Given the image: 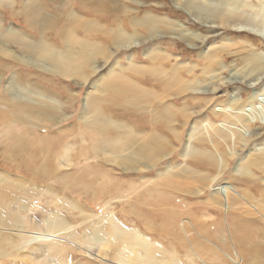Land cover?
Segmentation results:
<instances>
[{
	"label": "rangeland",
	"instance_id": "obj_1",
	"mask_svg": "<svg viewBox=\"0 0 264 264\" xmlns=\"http://www.w3.org/2000/svg\"><path fill=\"white\" fill-rule=\"evenodd\" d=\"M127 1L133 2L132 5L135 2L141 5L143 2L144 6H149L142 7L136 16H132L137 17V20H140L144 12L149 9L154 19L164 21L157 24L154 22L150 28L127 30L128 34L136 35L131 40L136 41L131 48L116 49L113 43L100 46L105 51L111 52V56L106 60L103 54L97 55L94 67L103 66V68L99 72L90 73V77L83 85H77L72 80L56 75L45 74L44 76V73L22 65L15 66V71L23 75L24 73L34 75L32 72H36L40 73L41 78L45 77L43 80L45 84L55 89L54 91L51 88L45 90L52 92L51 95L48 94L49 96L59 98L63 103L60 109L63 116L60 117V122L56 120L52 125L47 124L46 128L41 125L36 126L34 122L22 124L16 121L0 120V176L4 177L0 179V185L7 183L9 186L5 190L6 198L1 200L2 204L11 209H18L21 205L22 209L28 210L27 217L36 222L32 224H39L43 219H61L69 227L64 232L50 234L55 235L54 237L46 234L49 241L53 240V244L58 242L63 247L60 255H55V251L50 255V247L46 252L56 263L61 262L60 264H123L125 256L116 255L115 252L110 251L119 242H115L114 238L108 234L107 225H115L123 234L125 243L135 238L144 244L153 245L156 248L154 256H160L158 260L169 264H264V134L258 138L246 137L248 140L244 143L237 137L236 141H233L231 137L218 133L213 127L220 125L222 118H216L212 110V108L215 111L219 109L215 104L216 101L211 102L213 103L211 107L208 105L198 119L194 118L196 115L192 116L188 125L181 127L175 120L171 122L170 154L156 155L158 166L152 170L134 173V177L130 178L133 181L130 182L92 168L95 164L94 160H88L90 156H87L86 160L81 158L84 159L82 163L71 161V166L67 162L53 164L51 166L53 180L48 181H41L37 177L41 174L33 176L36 173H31L32 171L28 169L30 165L18 166L21 160L18 155L21 152H24L26 157L28 153L32 154L34 158L38 154L40 142H55L57 137L60 138L56 152L58 156L67 152L78 154L84 149L89 151L90 137L81 133L82 127L79 124L84 123L79 118V110L82 112L86 107L85 98H83L86 91H94L91 83L99 75L106 76V70L109 65L114 64L113 62L117 61L116 67L126 66L128 57L133 56L137 59L133 58L131 62L137 66H149L150 63L145 58L146 52L151 55L158 52L166 58L159 68L163 74L173 66L183 71V80L201 85H208L212 74V77L216 78L213 72L216 71L217 64L221 62L227 70L217 76L225 80V83L222 80L218 89L219 94L217 93L216 96L221 97L217 100H222L227 94L230 99H238L237 102H241L245 99L247 101V97H250L252 92L256 94V101L251 106L247 105L250 108L246 106L247 119L253 126L246 129L237 121L234 126L232 123L223 124L220 126L221 129L235 127L239 131L246 132L248 136L247 132L252 133L258 127H264V77L245 84L244 80L237 78V76L240 77L238 71H233V68L242 62L238 57V51L241 54L249 53L245 43L251 46L250 48L254 51L252 54L264 55V0H260L262 2L259 0H197L198 10L192 9L193 6L189 4L187 6V0ZM158 3L162 5H157ZM221 7L232 9L240 16L239 21L234 20L225 25L217 22L207 8ZM4 15L0 4V20L4 21V25L9 27L13 25L12 23L21 24L19 19H9L8 13L5 17ZM124 19V16L120 17V20ZM1 59L3 58L0 56V90L3 91L13 70L2 68ZM202 69L210 73H202ZM168 74L171 78L174 77L171 69ZM146 76L149 75L144 74L141 78L139 77L141 80L139 79L138 85L150 88L141 82L147 78ZM57 89H60V92L65 91L70 98L60 95L56 97L55 92H59ZM207 89L205 87L188 90L182 97L175 99V105L179 108L182 103L185 105L186 101H189L187 104L190 105L192 102L189 99L190 96L203 99L215 97V94ZM244 90L247 92L246 95ZM47 100L51 101V99ZM167 100L166 103L173 101V99ZM113 107L120 113V118L114 117L116 120L126 121L130 125L131 121H135L134 114L129 113L123 106ZM1 110L4 109L0 105ZM65 116L68 118L65 119ZM201 119H203L202 122ZM194 122L198 123L194 124ZM70 126L74 127V130H71ZM177 127H180V131L183 129L182 137H174ZM59 130L63 132L60 133ZM53 142L49 143L53 144ZM174 142H179V145H175ZM185 147H194L192 152L205 155L208 160L213 161L212 166L197 161L200 158L184 157L182 151ZM26 162L30 163L28 158ZM239 162L246 165L248 173L244 172L243 164L238 166L240 167L238 172L234 171ZM178 167L191 170L193 174L199 176L200 180H206L210 176L217 178L218 174L219 178L210 188H206L202 182L198 183L199 185L193 184L197 186L194 191L204 189L197 195L174 191L175 189L169 188L170 185L165 183L166 175L163 174L169 170H176ZM110 169L109 165L107 170ZM78 171H81L79 176L70 183L72 187H67L63 182L68 179V176L75 175ZM87 171L92 172V175L86 179L84 174ZM148 171H150L149 175L146 174ZM117 173L123 174L124 171L115 169L112 172V174ZM137 174L139 175L136 177ZM126 179L129 180V178ZM178 180L182 178L179 177ZM112 182L117 183L115 189L107 191L105 197H95L97 189L107 186L109 188ZM224 187L232 190L233 195L227 199V211L224 207L218 206L217 202L212 204L214 199L226 202L220 192V189L226 190ZM63 191L65 194L61 193ZM214 193L219 195L216 196ZM235 194H237L236 197ZM242 194H248L249 199L242 201ZM2 216L5 217V214ZM5 226L16 225L8 219ZM95 231H104L98 238L101 245L91 243L82 246L75 239H73L76 242L75 245L67 242L68 235L71 237L72 234L75 238L84 233H90L89 235L92 236L91 233L94 234ZM0 237L18 241L16 236L2 231L1 228ZM194 242H197V246ZM125 243L120 246L122 254L129 253L128 245ZM106 245L111 246L105 247ZM5 249H12V253L9 256H0V264H33V261L25 259L26 255H24L26 252L31 255L35 252V249L28 244L24 247L21 245V247ZM99 249H103L107 260L112 262H106L104 257L105 262H100ZM133 252L136 255L144 254L142 248L138 246L133 249Z\"/></svg>",
	"mask_w": 264,
	"mask_h": 264
},
{
	"label": "bare ground",
	"instance_id": "obj_2",
	"mask_svg": "<svg viewBox=\"0 0 264 264\" xmlns=\"http://www.w3.org/2000/svg\"><path fill=\"white\" fill-rule=\"evenodd\" d=\"M132 3L127 0H1L0 4L5 14L4 17L8 13L9 19H19L21 20V24L12 23L13 25L8 27L4 25V21L0 20V56L3 58L1 59L3 63L2 68L9 71L13 70L11 78L8 82L6 81L5 89L3 91L0 90V105L4 109L0 111V120L3 122L7 120H10L9 122L16 121V123L22 124L34 122L36 126L41 125L44 128L47 127V124L52 125L56 120L59 121L60 117L63 116L60 112L63 103L60 102L59 98L57 99L48 95L49 93L51 95L52 92H48L45 89L51 88L53 91L55 89L46 85L43 81L45 77L41 78L39 76L40 73L37 74L36 72H42L44 76L45 74L48 76L56 75L66 80H72L77 85L86 83L88 77H90V73L99 72L103 68V66L94 67L97 55L103 54L106 60L111 56V52L105 51L100 46L113 43L116 49L131 48L136 43V41H131L136 35L128 34L127 30L134 31L137 28H150L154 22L157 24L160 21H164L154 19L150 15L149 9L144 12L140 20H137V17L132 16H136L142 7L148 8L149 6H144L145 3L143 2L141 5L136 4L138 2H135L134 5ZM186 4L187 6L188 4L193 6L191 7L192 9H199L197 0H187ZM157 5H162V3H158ZM207 9L211 16L217 22H220L221 25L234 20L239 21L240 19V16L228 7ZM121 16H124L125 19L120 20ZM185 43L194 46L188 42ZM245 44L248 46L249 53H251L247 52L243 54L245 52L240 50L243 52L241 54L238 51V57L242 62L239 63V66L234 67L233 71H238L237 73L240 74V77L237 76V78L244 80L245 82H243L247 84L264 77V55L262 53L252 54L254 51L250 48L251 46L247 43ZM157 53L153 55L149 52L145 53V58L150 63L147 67L137 66L131 62L133 58L137 59V57L133 56L128 57L126 66L118 65L116 67L117 61L113 62L114 64L108 66L106 76L99 75L91 83L94 91H86L85 97H83L85 98L86 107L82 112L79 110V118L84 122L82 123L83 125L79 123L82 127V129L80 128L81 133L85 134L86 137H90L89 151H87L88 149H84L78 152V154L67 152L58 156L56 152L58 151L60 138L57 137L54 140L55 142H40L38 154L34 155V158H32V154L28 153L26 157L25 153L21 152L18 155L21 159L18 166L28 164L30 165L28 169L32 171L31 173H36L33 176L41 174L37 177L41 181H48L53 180L51 175V166L53 164L58 163L59 165L62 162H67L71 166V161L74 160L82 163L84 159L81 158H85L86 160L87 156H90L88 160H94L95 164L92 168L101 170L111 176H116L120 180L130 182L133 181L130 178L134 177V173L152 170L158 166L159 163L155 158L156 155L170 154L169 134L171 122L175 120L181 127L188 125V121L192 116L196 115L194 118L198 119L203 111L208 108L207 106L211 107L210 105L215 101L219 109L215 111L212 108V110L216 118H222V123L220 125L217 124L216 127H212L218 133L225 137H231L233 141H236L237 137L244 143L248 140L246 137L258 138L263 136L264 127H258L252 133L250 131L247 132L248 136L246 132L239 131L235 127H229L227 130L221 129L220 126L223 124L232 123L234 126L237 121L245 126L246 129L252 127L253 125L250 120L247 119V112L248 108L256 101V94L254 92H252L250 97H247V101L245 99L244 101L237 102L238 99H230L227 94L222 100H217L221 97L216 95L222 80L225 83L224 79L217 76L224 70H227L221 62L217 64V69L213 72L216 78H213L212 74L210 77L211 82L208 85H201L196 82L183 80V71L173 66L170 68L174 75L173 78L168 74L170 69L163 74L159 68L161 62H165L166 58L161 56V53ZM17 65L34 69L36 72L32 73L35 76L28 75L27 73L23 75L21 72H16L15 66ZM202 71V73H210V71L205 69H202ZM144 74H148L149 76H146L147 78H144L145 80L141 82L150 86V88L138 85V81L141 80L140 78ZM205 87L208 88L207 91L215 94V97L203 99L190 96L189 99L192 101L190 102V105L192 104L191 108L188 105L189 103L187 104L189 101H186L185 105L182 103L179 108L175 105V99L182 97L183 93H186L188 90ZM57 91L59 92H55L57 93L55 96L60 95L70 98V95L68 94L67 96L65 91L60 92V89H57ZM246 94L247 92L244 95ZM47 99H51V101ZM167 99H173L172 103H166ZM215 104L213 105L214 107ZM247 105L250 106L248 107ZM113 106H123L126 108L129 113L134 114L136 117L135 121H131L130 125L126 121L116 120L114 117L119 116L120 113ZM67 118L65 116V119ZM202 120L200 121L202 122ZM70 129L74 130V127L70 126ZM59 132L63 131L59 130ZM182 136L183 129L180 131V127H177L174 137ZM49 142H53V144ZM174 144L179 145V142H174ZM193 149L194 147H185L182 155L184 157L192 156L200 158L197 161L212 166V160H208L203 154L200 155L197 152H192ZM26 158L29 159L30 163L26 162ZM221 158L220 161L223 163ZM242 164L244 172L248 173L246 165L244 163L240 164V162L234 171L238 172L240 168L238 166ZM109 165L111 169L107 170ZM115 169L122 170L124 173L112 174ZM150 171L146 172V174L149 175ZM80 172L78 171L75 175L68 176V179L63 183L67 187H72L70 183L79 176ZM91 173L87 171L84 174V178H89L92 175ZM163 175H166L165 183L170 185L169 188L193 195L200 194L204 190L199 191L198 189L194 191L197 186L193 184L202 182L206 188H210L219 178L218 174L217 178L210 176L206 180H200L198 179L199 176L193 174L187 168L183 170V167L169 170ZM179 177L182 180H178ZM3 178V176H0V179ZM126 178H129V180ZM22 181L27 183L24 180ZM116 184V182H112L109 188L107 186L97 189L95 197H105L107 191L115 189ZM7 188H9L7 183L0 185V228L12 236H16V240L18 241L0 237V256H9L12 253V249H5L7 247L14 248L21 247V245L24 247L28 244L35 249V252L32 255L26 252L24 254L26 255L25 259L32 260L33 264H60L61 262L56 263V261L51 259L50 255L53 251H55V255H60L63 247L58 242L53 244V240L49 241L47 236H52L50 234L55 232H64L69 227L61 219H43L39 224H32L36 222L31 221L27 217L26 212L28 210L22 209L21 205L18 206V209H11L9 206L2 204L1 200L6 198L5 190ZM224 188L226 190L220 189V192L223 194L226 202L214 199L212 204L213 202H217L218 206L224 207L227 211V199L232 195V190L227 187ZM214 195L217 196L219 194L214 193ZM234 196L236 197L237 194ZM241 199L242 201L248 200V194H242ZM2 214H5V217ZM8 219L12 220L16 226H5ZM107 232L114 238L115 242H119L110 251L112 250L116 255L125 256L124 263L169 264L158 260L160 256H154L156 248L153 245L144 244L135 238H131V240L129 239L125 243L123 241V234L115 225H107ZM103 233L104 231H95L94 234L93 232L91 233L92 236L89 235L90 233H84L82 236L75 238L71 234V237L68 235L67 238L69 240L67 242L72 245L78 242L82 246L91 243L101 245L102 243L98 238ZM183 233L185 234V232ZM46 234L49 235L46 236ZM71 239H75L76 242L74 240L71 241ZM122 243L128 245V254H122V251H120ZM194 244L197 246V242H194ZM110 246L106 245L105 247ZM136 246L141 247L144 254L136 255L133 252ZM49 247L50 255L46 253ZM98 253L101 255L98 258L100 262L104 261V258L106 262H112L109 259L107 260L103 249H99Z\"/></svg>",
	"mask_w": 264,
	"mask_h": 264
}]
</instances>
